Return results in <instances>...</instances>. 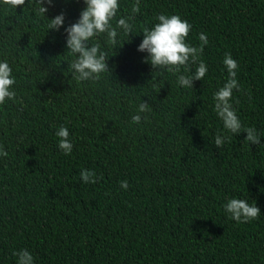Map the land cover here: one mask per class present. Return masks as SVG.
<instances>
[{
  "label": "trees",
  "instance_id": "1",
  "mask_svg": "<svg viewBox=\"0 0 264 264\" xmlns=\"http://www.w3.org/2000/svg\"><path fill=\"white\" fill-rule=\"evenodd\" d=\"M134 3L120 0L117 19ZM44 6L45 17L27 3L0 4V60L17 80L15 100L0 106L8 153L0 156V264H17L21 249L34 264H264V0H140L133 34L118 30L115 46L106 35L95 38L110 71L81 83L68 69L66 28L87 6ZM60 14L64 26L48 31L47 20ZM160 14L187 20L193 46L201 33L208 37L200 57L208 72L193 89L138 51L143 29ZM227 53L241 86L230 102L259 145L245 142L243 128L226 132L214 111ZM144 101L150 111L135 124ZM61 126L70 132V155L58 147ZM218 132L231 138L220 148ZM82 169L97 182L84 183ZM232 198L256 203L261 215L230 219L224 205Z\"/></svg>",
  "mask_w": 264,
  "mask_h": 264
},
{
  "label": "clouds",
  "instance_id": "2",
  "mask_svg": "<svg viewBox=\"0 0 264 264\" xmlns=\"http://www.w3.org/2000/svg\"><path fill=\"white\" fill-rule=\"evenodd\" d=\"M33 8L39 16H46L48 8L44 6L47 3L53 5V0H0V4L9 9H17L25 4ZM86 8L81 12L80 19L66 28L68 36L66 46L69 49L68 54L74 57L68 64L69 71L73 79L78 83L100 80L101 74L109 72L108 58L105 51L95 38L106 35L107 43L115 46L117 37L122 30L124 35L133 34V23L135 14L140 12V0H135L131 7V14L121 16L117 19L120 12V0H84ZM158 22L149 29L144 28L142 34L144 39L139 45L138 51L147 52L146 63H150L154 69H166L170 73L178 74L177 83L183 88H194V81L204 80L208 66L200 58L204 52V46L208 44V37L205 33L199 35L200 46L196 47L187 42L192 31V25L179 15L160 14L155 18ZM115 21V24H113ZM65 15L60 14L51 20H47L46 27L48 31H59L64 26ZM95 41V42H94ZM195 64L194 71L189 65ZM223 64L228 72V79L218 91L214 93V111L223 122L226 132L240 134L242 123L230 102L233 97V91L241 90L237 79L238 62L232 57L231 53L225 54ZM184 68L188 74H180ZM17 84L16 77L13 75V69L7 59L0 60V106L6 102L15 100ZM150 111V105L145 101L138 106L137 114L132 116V122L140 124L142 113ZM243 133H247L245 142L259 145L261 137L257 134L254 127L243 128ZM59 140L58 147L65 154L70 155L73 144L70 132L67 127L61 126L56 131ZM231 138L227 135H221L219 132L215 137V145L220 148ZM8 153L0 146V156H7ZM80 177L84 183L97 182L96 173L92 170L82 169ZM129 187L127 181L121 182V188L127 190ZM229 218L238 223H247L257 219L261 215V210L256 203L249 204L247 200L232 198L224 205ZM17 257V264H34V257L27 249H21L14 252Z\"/></svg>",
  "mask_w": 264,
  "mask_h": 264
}]
</instances>
